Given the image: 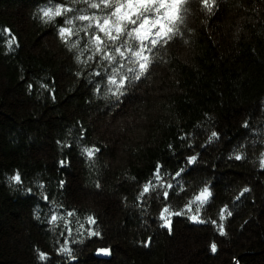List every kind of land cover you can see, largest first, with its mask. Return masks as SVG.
Returning <instances> with one entry per match:
<instances>
[{"label": "trees", "instance_id": "1", "mask_svg": "<svg viewBox=\"0 0 264 264\" xmlns=\"http://www.w3.org/2000/svg\"><path fill=\"white\" fill-rule=\"evenodd\" d=\"M60 3L74 11L44 16ZM113 10L81 0H0V264H264V0H217L211 14L201 0H186L183 35L159 49L161 59L116 108L105 87H93L109 74L94 77L101 57L88 59L85 29L98 31L95 22L76 19ZM59 27L72 28L68 43ZM212 132L218 140H209ZM84 146L101 151L89 160ZM197 154L188 170L181 162ZM158 162L173 185L169 198L159 187L141 198L145 183H157ZM179 167L186 172L174 179ZM17 171L22 183L12 179ZM206 184L213 197L201 205L194 197ZM166 205L184 213L171 218V233L159 219ZM225 206L232 214L221 220ZM105 248L111 256L99 259Z\"/></svg>", "mask_w": 264, "mask_h": 264}, {"label": "snow or ice", "instance_id": "2", "mask_svg": "<svg viewBox=\"0 0 264 264\" xmlns=\"http://www.w3.org/2000/svg\"><path fill=\"white\" fill-rule=\"evenodd\" d=\"M81 2L88 4L90 8L107 11L108 9H114L108 15L103 17H96L95 15H79L76 19L80 21H94L95 28L98 31H89L87 28L85 32L87 33V45L88 49L91 51V55L88 57L93 63L96 62V57L99 55L101 57V68L94 71V77H100L103 73H109L107 76L106 83L101 84L100 82L94 83L93 87L95 92L99 94L101 92V87H105L108 92L115 98V103L113 107H119L123 102V98L128 96L132 89H134L138 83L145 78L153 65L157 60L161 59L159 57V49L167 46L170 41H173L175 37L182 36L183 33L180 31V24L183 23L182 17V6L185 5L186 0H81ZM201 3L211 14L217 5V0H201ZM43 14L45 17L50 19H55L56 17H62L65 13H72L74 11L71 7H66L63 3L56 6L55 11L53 8L43 9ZM86 11V10H83ZM68 25H72L74 21L68 19L66 21ZM59 34L65 43L73 37L74 33L71 27H59ZM11 32V30H8ZM102 34V35H101ZM81 39L75 40L74 43L69 44L71 49H78L81 43ZM11 47V44L9 45ZM83 51L81 50V56L77 57L79 63H85L83 60ZM104 62H108L107 65ZM126 62V63H125ZM111 68V72H109ZM102 69V70H101ZM125 69V71H121ZM78 76L83 77V72L77 73ZM89 83H93L92 77H89ZM32 87V86H30ZM52 98L55 99V92H52ZM107 98V95H106ZM82 127V126H81ZM243 127L247 128L248 124L245 123ZM87 138V130L84 129L83 135L80 139ZM213 138L219 139V133L212 132L209 140ZM179 140L185 141L187 139V134H183L178 137ZM58 143H60L58 141ZM63 146V145H62ZM67 147L71 149L72 144H68ZM183 147V144H181ZM171 150L173 148L172 144L168 145ZM188 148H192L189 144ZM101 148L98 146L82 148V153L89 160L95 158V154L99 153ZM237 160L243 159L241 155H236ZM198 161L197 155H189L185 158L182 164L188 166V170H191ZM61 168L65 167V161L62 159L59 162ZM67 166H71V158H68ZM162 163H157L155 169L152 173L155 177L157 183L153 184L151 180L143 185V190L140 194L141 198L144 194L154 191L157 187L163 188V197L165 200L169 198L170 191L173 188L171 183H164L161 176V168H163ZM261 168L264 169V163L261 164ZM186 172L185 167H179L175 172V178H180L182 174ZM12 179L17 183H22V176L19 171L16 172ZM66 184L65 180L59 181L61 188ZM43 187V185H41ZM96 187L99 188V182L96 183ZM250 191L249 189H244V192ZM31 193V189H28ZM243 193H241V196ZM213 197V192L210 185H205L200 192L194 197V201L204 205L209 202ZM47 194L43 195V200L48 202ZM239 199V197L237 198ZM171 205H166L160 212L159 219L162 221L161 227L167 228L171 233L172 225L171 218L173 216L183 215V212L172 211ZM188 210H191V206H188ZM39 209H37V213ZM227 212L230 216L231 211L225 206L221 209V220L225 219L224 213ZM67 217H73L76 215L74 211H67ZM37 219L39 216L37 215ZM60 219H65L60 217ZM194 222L203 223L198 216L192 215L190 217ZM58 220V215L55 212L50 217V223L55 224ZM89 224H95V216L89 215L86 217ZM213 223H216L213 221ZM71 224V221H66V227ZM82 227V225H81ZM219 233L225 235L223 230V225H219ZM72 229L68 227V233L71 235ZM63 235V233H62ZM91 236H97L95 231H90ZM151 239L147 241V246H150ZM217 250L216 244L213 242L211 245V251L215 253ZM62 253L67 256H72L71 248H64ZM98 253L102 255H110L111 249H98ZM59 254V253H58ZM40 257L43 260L49 259L47 253H40ZM75 264V259L73 260ZM238 264V261H237Z\"/></svg>", "mask_w": 264, "mask_h": 264}, {"label": "water", "instance_id": "3", "mask_svg": "<svg viewBox=\"0 0 264 264\" xmlns=\"http://www.w3.org/2000/svg\"><path fill=\"white\" fill-rule=\"evenodd\" d=\"M96 256L99 259H106L107 260V259H109V257L111 256V254L110 255H102V254H99L98 251H97Z\"/></svg>", "mask_w": 264, "mask_h": 264}]
</instances>
